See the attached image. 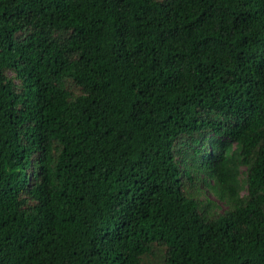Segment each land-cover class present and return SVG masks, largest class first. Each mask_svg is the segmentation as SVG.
I'll list each match as a JSON object with an SVG mask.
<instances>
[{"label":"trees","instance_id":"16d2710c","mask_svg":"<svg viewBox=\"0 0 264 264\" xmlns=\"http://www.w3.org/2000/svg\"><path fill=\"white\" fill-rule=\"evenodd\" d=\"M150 256L264 264V0H0V264Z\"/></svg>","mask_w":264,"mask_h":264},{"label":"rangeland","instance_id":"374dc122","mask_svg":"<svg viewBox=\"0 0 264 264\" xmlns=\"http://www.w3.org/2000/svg\"><path fill=\"white\" fill-rule=\"evenodd\" d=\"M206 196H208L211 200L215 201V203L219 206L218 209L216 211H212V213L217 212V211L219 213H223L226 210H228L226 204H224L223 202L218 201L217 198L214 197V195L209 194V193H205V196L202 197V199L205 200ZM159 261L160 260L157 258V256L156 257L150 256V257H148L146 259V262L148 264H159L160 263Z\"/></svg>","mask_w":264,"mask_h":264}]
</instances>
